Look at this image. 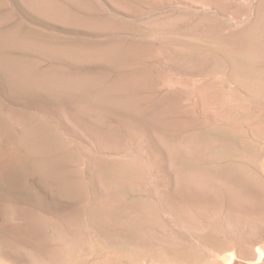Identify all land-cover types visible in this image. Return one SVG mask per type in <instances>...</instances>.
Wrapping results in <instances>:
<instances>
[{
  "label": "rangeland",
  "instance_id": "374dc122",
  "mask_svg": "<svg viewBox=\"0 0 264 264\" xmlns=\"http://www.w3.org/2000/svg\"><path fill=\"white\" fill-rule=\"evenodd\" d=\"M0 264H264V0H0Z\"/></svg>",
  "mask_w": 264,
  "mask_h": 264
},
{
  "label": "bare ground",
  "instance_id": "6f19581e",
  "mask_svg": "<svg viewBox=\"0 0 264 264\" xmlns=\"http://www.w3.org/2000/svg\"><path fill=\"white\" fill-rule=\"evenodd\" d=\"M234 245H232V247H233ZM232 247H230L228 250L230 251V256H231V261L233 260V262H235L234 261V257H235V254L237 253ZM224 248H225V246H224ZM235 248V247H234ZM225 250V249H224Z\"/></svg>",
  "mask_w": 264,
  "mask_h": 264
}]
</instances>
